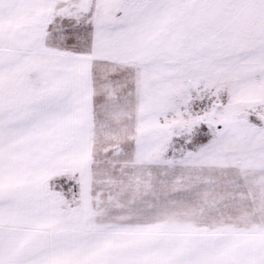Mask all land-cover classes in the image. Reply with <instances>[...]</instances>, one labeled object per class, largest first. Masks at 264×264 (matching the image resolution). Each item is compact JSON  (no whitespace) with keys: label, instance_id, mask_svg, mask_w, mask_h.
Returning a JSON list of instances; mask_svg holds the SVG:
<instances>
[{"label":"snow or ice","instance_id":"1","mask_svg":"<svg viewBox=\"0 0 264 264\" xmlns=\"http://www.w3.org/2000/svg\"><path fill=\"white\" fill-rule=\"evenodd\" d=\"M0 264H264V0H0Z\"/></svg>","mask_w":264,"mask_h":264}]
</instances>
